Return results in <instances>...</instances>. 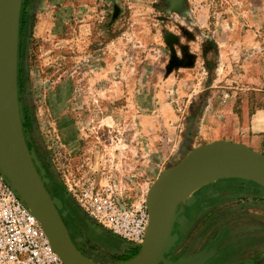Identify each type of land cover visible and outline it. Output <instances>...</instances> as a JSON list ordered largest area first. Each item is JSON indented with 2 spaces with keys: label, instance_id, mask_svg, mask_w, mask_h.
I'll list each match as a JSON object with an SVG mask.
<instances>
[{
  "label": "rangeland",
  "instance_id": "rangeland-1",
  "mask_svg": "<svg viewBox=\"0 0 264 264\" xmlns=\"http://www.w3.org/2000/svg\"><path fill=\"white\" fill-rule=\"evenodd\" d=\"M22 6L18 93L27 144L82 253L125 261V240L74 200L62 201L65 171L81 161L111 163L121 178L133 170L149 193L196 148L238 143L243 114L246 123L257 113L264 122V0ZM173 231L175 245L158 264L202 251L213 264H264V187L241 176L207 184L179 203Z\"/></svg>",
  "mask_w": 264,
  "mask_h": 264
},
{
  "label": "water",
  "instance_id": "water-1",
  "mask_svg": "<svg viewBox=\"0 0 264 264\" xmlns=\"http://www.w3.org/2000/svg\"><path fill=\"white\" fill-rule=\"evenodd\" d=\"M23 0H0V168L45 228L51 245L67 264H158L175 245L178 196L195 172L227 167L264 187V154L232 140L200 146L165 170L148 193L150 227L139 252L118 263L88 257L75 244L43 179L24 133L18 93L20 18ZM210 255L199 252L165 264H206Z\"/></svg>",
  "mask_w": 264,
  "mask_h": 264
},
{
  "label": "built area",
  "instance_id": "built-area-1",
  "mask_svg": "<svg viewBox=\"0 0 264 264\" xmlns=\"http://www.w3.org/2000/svg\"><path fill=\"white\" fill-rule=\"evenodd\" d=\"M112 165L81 161L77 168H69L63 178L64 195L90 221L131 245L142 246L150 225L148 192L136 185L133 170L121 178ZM0 264H67L1 168Z\"/></svg>",
  "mask_w": 264,
  "mask_h": 264
},
{
  "label": "bare ground",
  "instance_id": "bare-ground-1",
  "mask_svg": "<svg viewBox=\"0 0 264 264\" xmlns=\"http://www.w3.org/2000/svg\"><path fill=\"white\" fill-rule=\"evenodd\" d=\"M240 175H241L240 173H237L234 170L227 167L206 168L204 170L195 172L192 175V177L182 187L178 196V201L186 202V199L190 194H194L195 192H197L199 189L206 186L207 184L221 182L228 178L238 177Z\"/></svg>",
  "mask_w": 264,
  "mask_h": 264
},
{
  "label": "crops",
  "instance_id": "crops-1",
  "mask_svg": "<svg viewBox=\"0 0 264 264\" xmlns=\"http://www.w3.org/2000/svg\"><path fill=\"white\" fill-rule=\"evenodd\" d=\"M260 118L261 117L257 113L254 115L251 121L246 123L245 115L244 114L242 115L243 121H241L240 123L241 140H239L238 143H241L253 149L256 152L264 154V134H260L261 131H264V122H262ZM253 133H257V135H254ZM50 194L53 196V193H50ZM65 217L66 216L63 215V219L69 231L72 232L68 221L65 220ZM129 252H131V250H129ZM136 252L133 250L130 254L132 255L133 253L135 254ZM93 259L96 261L102 262V263H114L112 261H102V260L95 259V258ZM124 260H128V259H124ZM116 262H120V261H116Z\"/></svg>",
  "mask_w": 264,
  "mask_h": 264
},
{
  "label": "flooded vegetation",
  "instance_id": "flooded-vegetation-1",
  "mask_svg": "<svg viewBox=\"0 0 264 264\" xmlns=\"http://www.w3.org/2000/svg\"><path fill=\"white\" fill-rule=\"evenodd\" d=\"M48 188V190H49V192L50 193H53V191H51V189L49 188V187H47ZM60 198L62 199V201L64 202V203H67V202H70V199L69 198H66L65 197V195H64V191L62 190H60ZM53 195H54V193H53ZM86 217V216H85ZM92 222V221H91ZM173 233H174V231H173ZM178 235V234H177ZM126 249H128L127 251H129V250H131V252L134 250V251H136V250H138L139 248H137L135 245H131V244H126ZM137 248V249H136ZM131 252H128L129 254L131 253ZM208 253V252H207ZM210 256L207 258V260H206V264H213V258H214V255H212V254H210V253H208Z\"/></svg>",
  "mask_w": 264,
  "mask_h": 264
},
{
  "label": "trees",
  "instance_id": "trees-1",
  "mask_svg": "<svg viewBox=\"0 0 264 264\" xmlns=\"http://www.w3.org/2000/svg\"><path fill=\"white\" fill-rule=\"evenodd\" d=\"M23 5V4H22ZM23 7V6H22ZM22 12V11H21ZM22 27H23V19H22V16H21V18H20V32H22ZM23 119V118H22ZM23 124H24V128H25V123H24V120H23ZM140 250V249H139ZM139 251H137L135 254L133 253L129 258H127V259H130V258H132L133 256H135L137 253H138Z\"/></svg>",
  "mask_w": 264,
  "mask_h": 264
}]
</instances>
